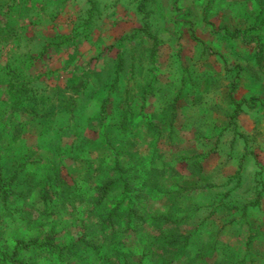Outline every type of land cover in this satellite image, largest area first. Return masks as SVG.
Instances as JSON below:
<instances>
[{
	"label": "rangeland",
	"instance_id": "1",
	"mask_svg": "<svg viewBox=\"0 0 264 264\" xmlns=\"http://www.w3.org/2000/svg\"><path fill=\"white\" fill-rule=\"evenodd\" d=\"M20 157L38 180L61 167L75 194L0 196V258L48 231L107 242L96 225L124 199L147 220L116 227L129 264H154L148 238L173 227L192 235L166 264H264V0H0V163ZM116 164L139 198L99 201ZM113 249L21 257L113 264Z\"/></svg>",
	"mask_w": 264,
	"mask_h": 264
},
{
	"label": "trees",
	"instance_id": "2",
	"mask_svg": "<svg viewBox=\"0 0 264 264\" xmlns=\"http://www.w3.org/2000/svg\"><path fill=\"white\" fill-rule=\"evenodd\" d=\"M31 87L24 85L23 90L20 89L19 93L26 92L30 93ZM229 97L236 105L235 112L232 114V118L234 119L238 112L240 111L244 100L237 101L234 97L233 89L229 92ZM26 111H29L26 108ZM18 110H24V108H18ZM107 108L106 104L103 103L101 110L99 112V118L101 122H104L107 118ZM37 112L34 113V116H39ZM235 123V121H234ZM236 124V123H235ZM77 139H80V144L78 148L84 149L81 145L82 136L80 131H76ZM72 149V148H71ZM28 161L22 160L21 157L19 162L14 168H8L6 172L3 168L4 166L0 163V196L3 200V203L6 205L11 204L13 194L18 193L20 191V196H28L31 195L32 192L38 188L41 192L43 199L45 202L52 201L54 196H68V200L74 199L73 186L68 184L61 173L59 166H50V170H48V174L42 179L38 180L36 178V174L27 170ZM113 169L118 174L116 176H106V179L103 182V185L99 187L100 200L107 196L109 192L122 189L127 196H135L137 198L140 197L141 193L144 191V186L135 187L130 180V178L125 177V171L116 164ZM28 171V172H27ZM26 187V188H25ZM19 188V190H17ZM25 188V189H24ZM64 200V201H68ZM124 203V199L118 201L112 208L108 210V213L103 217V219L96 225L99 226L100 229L105 234L104 236H109L110 240L107 242L96 243L92 239L94 236L97 238H101L100 235L95 232L92 228H87L85 232L74 240L71 244L61 245L56 237L55 232L48 231L43 238L34 237L31 239H18L16 241L13 252L11 253H3L0 258V264H37L34 261H30L28 259L22 258V253H26L28 251H33L34 249L40 250H48L52 257H57L61 261H74V259H79L81 256L89 251L99 252L102 246L110 247L114 246L113 254L114 256L109 259L112 261L115 257L116 262L113 264H129L128 255L122 250V242L117 236L116 227L118 225H124L126 229L134 230L138 232L145 225L146 217L137 213V210L133 207L132 204H129L126 208H122V204ZM62 207H66V204H63ZM174 229L166 232L154 235L153 239L148 238L152 243L151 245L154 247L150 249L145 256L146 259L150 260L151 263L154 264H166L167 261H173L175 258L174 251H185L190 244L191 233H183L178 227H173ZM110 234H107L110 231ZM120 242V243H119ZM114 243L118 244L117 246ZM175 248L177 250H175ZM124 254V255H122ZM69 260H68V259ZM142 261V260H141ZM139 261L138 264H142ZM190 263V261H188Z\"/></svg>",
	"mask_w": 264,
	"mask_h": 264
}]
</instances>
